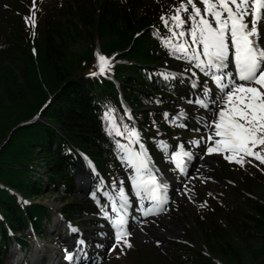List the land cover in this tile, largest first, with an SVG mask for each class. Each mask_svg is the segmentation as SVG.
I'll use <instances>...</instances> for the list:
<instances>
[{
	"label": "trees",
	"instance_id": "1",
	"mask_svg": "<svg viewBox=\"0 0 264 264\" xmlns=\"http://www.w3.org/2000/svg\"><path fill=\"white\" fill-rule=\"evenodd\" d=\"M180 3L38 0L34 26L32 0H0V256L15 239L6 224L16 232L31 221L39 230L49 214L41 203L21 207L9 188L30 200L43 199L49 182L51 192L70 201L77 163H83L80 151L104 172L115 170L108 117L126 121L121 95L143 128H154L161 108L171 110L162 96L181 86L158 73L172 62L163 41L171 35L170 17ZM97 51L106 57L118 53L108 75H90L97 70ZM39 112V120L22 124ZM245 163L240 178L231 175L239 184L233 191L243 197L241 205L232 210L214 202L209 217H196L209 254L186 246L182 252L171 250V261L157 254L158 264H264V162ZM64 204L65 212L73 210L72 200Z\"/></svg>",
	"mask_w": 264,
	"mask_h": 264
},
{
	"label": "snow or ice",
	"instance_id": "2",
	"mask_svg": "<svg viewBox=\"0 0 264 264\" xmlns=\"http://www.w3.org/2000/svg\"><path fill=\"white\" fill-rule=\"evenodd\" d=\"M202 5L203 12L194 0H181L179 6H174L175 12L170 17L171 35L164 38L163 42L170 54L187 61L190 67L185 68L183 73L165 70L158 75L164 80H171L177 75L191 73V88L197 89L199 78L192 71L195 68L217 86L215 99H212L208 81L200 82L204 98L188 101L189 104L195 103L208 109L211 114L210 118H201L207 135L189 143L198 146L203 142L207 146L205 155L227 153L225 158L229 162L240 165L245 163V156L264 162V0H202ZM181 13H186L187 18ZM160 19L166 27L169 26L166 15L162 14ZM186 24L189 25L187 28ZM96 55L98 73L90 75L105 74L110 70L111 58L99 51ZM156 102L160 103L159 100ZM111 111H106L105 117ZM163 115L168 119V112ZM186 116L185 110L180 108L174 120L169 122L174 123ZM129 137L132 142H139V132L135 128L130 130ZM159 144L162 148L167 147L163 140ZM118 147L124 153L121 159L127 161L134 170L132 185L135 195L141 201L148 199L153 202L151 207L142 209L143 215L158 214L168 202L167 184L161 182L162 176H158L152 168L144 145H140L141 151H133L119 143ZM193 155L181 145L180 151L173 152L169 159L174 160L177 168L183 172ZM119 197L118 215L109 217L115 230L113 248L116 245L131 247L127 239L131 232L128 230L126 213L130 200L123 187L119 189ZM113 211H117V207L114 206ZM70 231L79 230L71 227ZM78 244L83 246L85 241L81 239ZM86 256L87 253L81 247L78 253L67 252L66 259L82 260Z\"/></svg>",
	"mask_w": 264,
	"mask_h": 264
},
{
	"label": "rangeland",
	"instance_id": "3",
	"mask_svg": "<svg viewBox=\"0 0 264 264\" xmlns=\"http://www.w3.org/2000/svg\"><path fill=\"white\" fill-rule=\"evenodd\" d=\"M96 42L97 44L100 45L98 39H96ZM10 134L11 132L8 134L7 139L3 142V144H5L7 140L10 138ZM120 152H122L121 149ZM204 159L205 160L207 159L208 163L207 164L203 163V165L201 166V170H202L201 173H203L206 183H203L200 179H197V176H195L196 180H194L192 184V188H193L192 199L186 197L183 200H179L182 199L179 197L178 200H176L174 204L170 206L169 210L161 217L164 220L162 222V225L155 223L156 225L154 226L158 227L159 225L160 226L159 228H155L154 226L150 225L148 227L149 231H147V233L144 232V230L138 231L137 232L138 237L137 236L132 237L130 242L131 247L124 246L122 248L120 246L119 248H116L110 254L111 255L110 260L113 259L114 264L115 261H117V264H149V262H153V258H155L156 254L158 253L161 254L162 252V255L165 256L168 247L173 244L191 243L192 244L191 246L195 248V250L205 249L204 241L200 236L198 229L196 228L198 226L195 223L196 222L195 215L198 214V216L201 215L202 217L207 218L209 216V211H211L210 203H209L210 200L217 202L218 204L222 205L224 208H229L228 207L229 205L233 210V206H236V208L239 207V203L241 202V199H243V197L239 196L236 193V191L233 192V189L231 187H235V186L230 184L228 181L229 172H227V169H230L229 164H227L228 160H226L227 161L226 162L222 159V156H218V155H210V156L208 155ZM213 163H215L216 165ZM221 186H224L225 193L221 192L219 188ZM225 186H229L228 189H225L227 188ZM77 195L81 198V201L84 200L85 193L82 194L78 193ZM38 201L39 200H36V202ZM41 201L45 205H48L50 207L52 206L51 207L52 209L61 208L63 205L62 200H59L57 196L53 193H47L45 197L41 199ZM225 203L228 204L225 205ZM201 204H204V206L201 207ZM75 215L77 217V220H79V218L80 220H82L83 218L85 219V217L80 216L77 213H75ZM57 224L54 225L56 232H58L59 229L61 228L60 224L59 223ZM42 225H44V222L42 223ZM49 226L50 228L52 227V221H50ZM49 226H47V230ZM153 230L157 231V233L160 234L159 237L160 239H162L161 241L163 242L164 240L165 243L159 244L156 242V238L157 239L159 238L154 232L153 233L151 232ZM149 232H150L149 236L154 237V239L148 238ZM14 249L15 247L12 246L11 244L9 251L11 252ZM18 254L21 255V253L19 252ZM32 254L33 251L31 250L30 256Z\"/></svg>",
	"mask_w": 264,
	"mask_h": 264
},
{
	"label": "bare ground",
	"instance_id": "4",
	"mask_svg": "<svg viewBox=\"0 0 264 264\" xmlns=\"http://www.w3.org/2000/svg\"><path fill=\"white\" fill-rule=\"evenodd\" d=\"M209 161H210V160H209ZM213 164H215V163H213ZM55 225H56V224H55ZM57 226H58V224H57ZM57 226H56V228H57ZM53 230H54V232H56V231H55V226H54V229H53ZM59 231L62 232L63 234L65 233V231L62 230L61 228L59 229ZM59 231H58V232H59ZM147 231H149L148 227L145 228L144 232L147 233ZM62 236H63V235H62ZM68 241H70V240H68Z\"/></svg>",
	"mask_w": 264,
	"mask_h": 264
}]
</instances>
